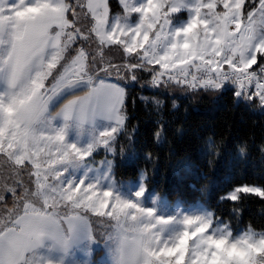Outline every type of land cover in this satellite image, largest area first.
Segmentation results:
<instances>
[{
    "label": "snow or ice",
    "instance_id": "snow-or-ice-1",
    "mask_svg": "<svg viewBox=\"0 0 264 264\" xmlns=\"http://www.w3.org/2000/svg\"><path fill=\"white\" fill-rule=\"evenodd\" d=\"M118 2L124 14L112 16L109 0H0V264H264V231L234 232L211 211L159 214L143 204L145 183L126 196L109 159L102 172L90 161L124 130L121 81L143 73L154 87L231 86L237 101L264 107V0ZM183 10L189 19L176 23ZM242 194L264 199V187L220 199ZM101 243L107 261L93 257Z\"/></svg>",
    "mask_w": 264,
    "mask_h": 264
},
{
    "label": "trees",
    "instance_id": "trees-1",
    "mask_svg": "<svg viewBox=\"0 0 264 264\" xmlns=\"http://www.w3.org/2000/svg\"><path fill=\"white\" fill-rule=\"evenodd\" d=\"M109 3L111 11H121L117 0ZM142 75L134 85L122 81L128 95L126 122L111 148L116 184L145 183L146 198L205 206L234 232L264 231V199L245 194L239 202L220 199L236 186L264 187V107L237 101L231 86L223 91L154 87L148 83L151 75ZM142 171L146 182L139 179ZM95 254L101 260L103 251Z\"/></svg>",
    "mask_w": 264,
    "mask_h": 264
},
{
    "label": "rangeland",
    "instance_id": "rangeland-1",
    "mask_svg": "<svg viewBox=\"0 0 264 264\" xmlns=\"http://www.w3.org/2000/svg\"><path fill=\"white\" fill-rule=\"evenodd\" d=\"M138 2H139V0H138ZM120 6L122 8V5L121 4H120ZM111 8L112 7L110 5V13H111L112 16H115L117 14H119V15H123L124 14L123 8L121 9V11H118V10L111 11ZM182 12H184L186 14V16H185L186 19L183 20L182 17H177L178 14H179V13H177L174 16V20H175L176 23L187 22V20L189 19L190 12L187 11V10H183ZM134 19H135V15L133 16V20ZM76 46L78 47L79 45H76ZM107 55L110 58H112L115 63H120L122 61V59H123L122 49H120L119 46H112V50L109 51V52H107ZM109 79H111L113 82L116 81V77L115 76L110 77ZM46 83L50 84L51 83V78ZM121 83L123 84L122 81H121ZM59 108L58 109H55V110L54 109H51V110H52L53 113H55L56 111L59 110ZM105 124H106L105 121H102V120H98L97 121L98 127H101L102 128ZM93 134L94 133L91 130H89L88 132L83 133V139L84 140L89 139V138H91V136ZM68 139L71 140V141H74V142H76L78 140V138H77L76 133H75L74 130L73 131L72 130L69 131V133H68ZM105 158L109 159V161H110V171L113 172L114 166L116 164L115 153H114V151H112V149H104V148L97 149L93 153V156L90 158V161L93 163L91 166L94 168V170H97L98 169L101 172L105 170L106 165H102V163H101ZM81 174H82V172H77L76 173L77 176H80ZM96 174H97L96 171H93L92 173H90V175H96ZM112 179H113V181H115L113 175H112ZM137 184L138 183H122L120 185H117L116 184V186L126 196H131L134 191L138 190V185ZM153 200L156 201L155 205H153V203H152ZM142 201H143L144 206H146V207L155 206L157 208L159 214H162V215H165V216L175 215L177 212H182L183 214H202V213L208 211V209L205 206H202V205H197V206H182V205H180L178 203H170V202L166 201L163 198H155V197L146 198V197H142ZM102 248H103V244L101 243L100 247L99 248H96L94 250L93 256H97V254H95V252L97 250H101ZM76 255L79 257V256H82V253H79L78 252ZM107 259H108V257H106L105 254H104V252H103V254L101 256V260L107 261ZM97 260H100V259H97Z\"/></svg>",
    "mask_w": 264,
    "mask_h": 264
}]
</instances>
